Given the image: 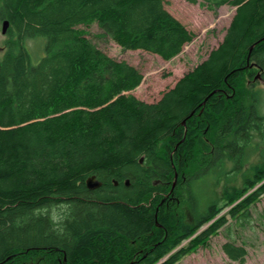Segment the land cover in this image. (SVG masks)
<instances>
[{
	"label": "trees",
	"instance_id": "trees-1",
	"mask_svg": "<svg viewBox=\"0 0 264 264\" xmlns=\"http://www.w3.org/2000/svg\"><path fill=\"white\" fill-rule=\"evenodd\" d=\"M201 1L237 7L223 42L140 115L132 98L111 102L139 72L84 44L78 25L98 23L126 48L171 59L195 34L163 0H0V21L10 23L0 59V264H177L228 215L247 220L264 195V159L223 196L214 169L227 173L232 159L237 177L246 152H264V116L244 88L256 69L264 79V0ZM33 38L45 39L37 63ZM67 84L108 109L80 124L74 112L49 117ZM91 176L102 186L89 189ZM223 250L246 261L244 245Z\"/></svg>",
	"mask_w": 264,
	"mask_h": 264
},
{
	"label": "rangeland",
	"instance_id": "rangeland-1",
	"mask_svg": "<svg viewBox=\"0 0 264 264\" xmlns=\"http://www.w3.org/2000/svg\"><path fill=\"white\" fill-rule=\"evenodd\" d=\"M163 2L165 9L195 34V38L186 43L183 50L171 59H165L162 55L146 49L126 48L112 37L107 27L100 26L98 23L78 25L80 38L84 44L101 51L116 62H126L139 72L142 77L139 84L132 90L122 89L114 95L111 102L127 103V100L132 98L137 107H134V110H137L140 115L142 112L138 107L159 101L166 91L173 88L184 75L206 60L211 51L220 46L237 9L236 6L232 5L210 9L208 6L202 5L201 0H198L197 3L187 0H163ZM7 39L8 34H3L2 22L0 21V59L6 53ZM27 47L34 63L39 62L45 55L44 38L27 40ZM256 70L254 76L260 74ZM73 85L67 84L66 88L57 90L56 101L62 108L58 112L53 108L54 111L49 117L65 116L67 113L74 112L76 114L75 122L80 124L81 118L84 116L83 113L97 116L101 111L108 109L109 103H98L92 93L84 96L78 90L75 91ZM79 87L85 89L84 83L82 82ZM244 88L248 95L253 91L256 93L252 102L257 106L258 115L264 116V82L259 79L251 82V77H248ZM42 118L45 119V117ZM184 122L186 123V120L183 121V124H185ZM72 127L70 122H64L63 128L67 132L71 131ZM255 139L257 142L259 141L258 137ZM262 149L256 151L251 149L246 152L249 159L237 177L233 176L234 172L232 171L235 163L232 159L226 161L227 173L224 170H218V168L214 169V173L223 171L222 180L218 187L221 196H223L226 187L241 188L244 173L249 170L253 171V167L264 159ZM213 179L214 177L207 178L201 184L200 189L205 192L210 191ZM228 241H234L237 245L245 246L248 254L244 263L231 260L225 253L223 244ZM177 264H264V195L251 205L247 220L243 224H238L236 219L228 215V222L220 228L217 234L211 236L205 246H201L193 253L185 256Z\"/></svg>",
	"mask_w": 264,
	"mask_h": 264
},
{
	"label": "water",
	"instance_id": "water-1",
	"mask_svg": "<svg viewBox=\"0 0 264 264\" xmlns=\"http://www.w3.org/2000/svg\"><path fill=\"white\" fill-rule=\"evenodd\" d=\"M9 25H10V23H9L8 20H5V21L2 23V32H3V34H6V33H7L8 28H9ZM252 49H253V47H252ZM252 49H251V50H252ZM184 123H185V122H184ZM141 161H143V158L141 159ZM176 177H177V176H176ZM174 185H175V183H174ZM87 186H88L89 188H93V189H95V188H99L100 186H102V182L99 181L98 179H96L95 176H91V177L88 178V180H87Z\"/></svg>",
	"mask_w": 264,
	"mask_h": 264
},
{
	"label": "flooded vegetation",
	"instance_id": "flooded-vegetation-1",
	"mask_svg": "<svg viewBox=\"0 0 264 264\" xmlns=\"http://www.w3.org/2000/svg\"><path fill=\"white\" fill-rule=\"evenodd\" d=\"M249 67H250V68H258L256 62H252V63L250 64ZM253 78H254L255 80H254ZM257 79H259L260 81H263V82H264V79L262 78V76H260V74H257L256 76H253V77L251 78V82L256 81ZM257 112H258V111H257ZM116 184H117V182H116ZM126 184L128 185L129 182H126ZM175 184H176V183H175ZM174 186H175V185H174ZM89 189H93V188H89ZM95 189H97V188H95ZM66 263H68V260H67V257L65 256V257H64V264H66ZM59 264H61V261L59 262Z\"/></svg>",
	"mask_w": 264,
	"mask_h": 264
}]
</instances>
